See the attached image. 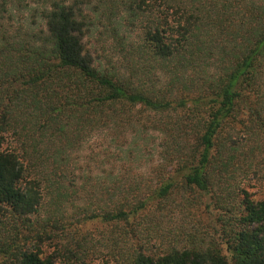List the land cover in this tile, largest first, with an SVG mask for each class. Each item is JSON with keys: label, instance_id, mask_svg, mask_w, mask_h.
I'll use <instances>...</instances> for the list:
<instances>
[{"label": "trees", "instance_id": "1", "mask_svg": "<svg viewBox=\"0 0 264 264\" xmlns=\"http://www.w3.org/2000/svg\"><path fill=\"white\" fill-rule=\"evenodd\" d=\"M15 2L0 264H264V0Z\"/></svg>", "mask_w": 264, "mask_h": 264}, {"label": "rangeland", "instance_id": "2", "mask_svg": "<svg viewBox=\"0 0 264 264\" xmlns=\"http://www.w3.org/2000/svg\"><path fill=\"white\" fill-rule=\"evenodd\" d=\"M23 7V6H22ZM13 13V25L15 26H10L8 23H4L3 25L0 24V27H37V25H33L32 24V11L31 9L29 10L28 8H21L20 4L18 3H12L10 6V13ZM101 28L98 27L97 30H94L93 33L89 36V43L90 45L96 49L98 51V53L101 55L102 54V48H106L107 50H111L109 49L106 45H103L104 47H102V42L99 41V32H100ZM112 53V51H111ZM106 55V52H104V57ZM134 139V134L129 133L128 134V142L125 146V148H129L132 145V148H134V142L131 143V141ZM102 141V140H101ZM150 145H153L152 143H150ZM87 147V146H86ZM119 150L118 148L116 149V151ZM128 152V151H127ZM89 150L88 148H85L82 152V155L88 154ZM122 154L124 155V153L122 152ZM120 158V157H118ZM84 159V158H83ZM82 159V161H83ZM124 159V156H123ZM114 164V170L115 173H120L122 168H121V164L119 162H115ZM111 166V164H110ZM109 167V164H108ZM133 171H139L141 169H138L136 167V164L134 166V164L132 163V169ZM97 174H101V171H98ZM209 221V220H208ZM165 226H167V228H172V224H165ZM106 228L104 226L101 225H93V224H89L86 225L84 227V232H90L92 233L94 236H96L97 238H99L101 236L102 231H105ZM94 260H95V264H115L116 262L114 261V258L111 254H109V250L108 249H103L102 252H99L97 254L94 255Z\"/></svg>", "mask_w": 264, "mask_h": 264}]
</instances>
